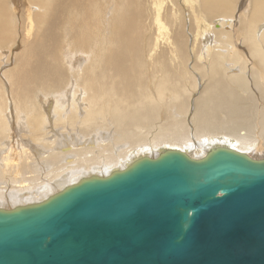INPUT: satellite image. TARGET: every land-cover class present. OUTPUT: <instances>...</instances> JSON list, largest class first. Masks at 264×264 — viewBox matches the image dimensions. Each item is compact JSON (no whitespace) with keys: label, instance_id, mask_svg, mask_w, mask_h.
<instances>
[{"label":"bare ground","instance_id":"6f19581e","mask_svg":"<svg viewBox=\"0 0 264 264\" xmlns=\"http://www.w3.org/2000/svg\"><path fill=\"white\" fill-rule=\"evenodd\" d=\"M244 1L0 0V207L167 149L263 158L264 0Z\"/></svg>","mask_w":264,"mask_h":264},{"label":"water","instance_id":"95a60500","mask_svg":"<svg viewBox=\"0 0 264 264\" xmlns=\"http://www.w3.org/2000/svg\"><path fill=\"white\" fill-rule=\"evenodd\" d=\"M0 264H264V157L167 149L0 207Z\"/></svg>","mask_w":264,"mask_h":264},{"label":"rangeland","instance_id":"374dc122","mask_svg":"<svg viewBox=\"0 0 264 264\" xmlns=\"http://www.w3.org/2000/svg\"><path fill=\"white\" fill-rule=\"evenodd\" d=\"M246 6H245V5ZM247 5H248V3L246 4V1H242V0H239V5H238V9H243V10H246L247 9ZM241 7V8H240ZM243 10H241V12H243ZM239 14V13H238ZM17 47L18 46H15V48H14V50H16L17 49ZM200 87V86H199Z\"/></svg>","mask_w":264,"mask_h":264}]
</instances>
